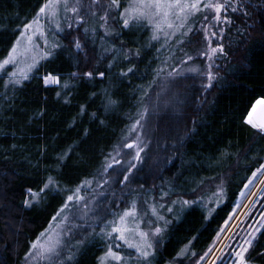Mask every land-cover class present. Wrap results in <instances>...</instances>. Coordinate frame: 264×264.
Returning <instances> with one entry per match:
<instances>
[{"label": "trees", "instance_id": "16d2710c", "mask_svg": "<svg viewBox=\"0 0 264 264\" xmlns=\"http://www.w3.org/2000/svg\"><path fill=\"white\" fill-rule=\"evenodd\" d=\"M45 2L0 0V62L24 24L39 23V9ZM130 3L121 0L111 14L119 17ZM244 3L250 14H231V34L224 42L227 55L220 56L216 78L204 93L198 84L201 69L192 71L194 64L199 68L204 64L201 51H196L202 34L197 32L194 38L190 31L185 33L186 25L196 27L202 11L164 34L155 32L147 19L130 22L129 27L112 21L114 31L106 34L99 28L101 12L97 9L95 16L85 14L87 32L83 24L62 33H43L39 37L46 36L44 40L36 37L33 54L27 59V65L34 60L35 64L31 70L27 67L25 77L20 76L17 60L15 66L0 67V264H18L66 195L77 188L84 191L86 184L93 187L127 128L142 115L161 77L186 53L195 52L191 70L174 87L177 102L161 113L155 132L166 149L157 167L152 166V182L155 191L165 197L147 201L154 223L163 229L152 264H182L187 255L200 256L208 249L237 194L264 162V134L245 120L253 103L264 99V0ZM74 37L81 39V49L70 44ZM45 42L60 46L43 52ZM133 65L132 72L121 75V70L126 72ZM87 71L94 72L92 78L83 75ZM98 71L105 72L104 77L95 75ZM49 73L59 83L46 84L44 77ZM18 78L21 82L15 83ZM109 98L116 103L109 104ZM172 111L177 114L171 115ZM49 176L54 184L41 192ZM219 180L224 181L220 189L213 185ZM57 186L59 191L54 190ZM137 186L148 188L144 182ZM29 188L39 194L35 200ZM257 236L247 256L250 263L264 264V235ZM92 237L90 243L86 240L76 248L69 264H98L109 240L97 248L99 240ZM113 248L134 256L120 239Z\"/></svg>", "mask_w": 264, "mask_h": 264}, {"label": "rangeland", "instance_id": "374dc122", "mask_svg": "<svg viewBox=\"0 0 264 264\" xmlns=\"http://www.w3.org/2000/svg\"><path fill=\"white\" fill-rule=\"evenodd\" d=\"M104 1L105 0H98L99 4H104ZM130 1L131 3L134 2V0ZM73 2L74 0H68L69 9ZM89 2L90 0H83L84 4H88ZM206 2L207 0H201V5ZM244 2H246V0H244ZM47 3L48 0H46L43 6ZM52 7L55 10V15H49L47 11L45 13H39L38 16L41 18L39 23L35 26L32 25L29 29L23 28L14 42L13 45H16V52L13 53L14 58L10 60L8 64L15 66L16 64L14 62L17 60V62H19V73L25 72L27 67L30 66L27 65V59L29 60L33 54V42L35 43L37 39L40 38L39 36H42L43 33L48 31H58L62 33L60 28L64 29V31L70 30L68 28L69 24L72 25V28H76L84 24L86 28V20L77 22L75 20L74 13L70 10L65 11L62 0L58 3H53ZM97 9L99 13L101 12V17L103 15V10L100 7H97ZM201 11L202 15L199 23L196 27L193 26L194 23L186 25L185 33L189 32V29H191L190 32L192 34L189 36L191 37L192 35L194 38L197 37V32H201L202 34V44H199L201 47L196 51H201L199 58L202 59L204 64L201 63L202 68H199L196 64H194L193 68L198 70L201 69L199 73L201 78L198 84L200 86L199 91L204 93V91L209 88V82L206 76L208 65H213L211 71L216 74V70L220 67L221 63L220 56L223 53H217L211 58L203 53L207 52L210 47L215 46L216 42H222L224 44V42L227 41L231 34L228 31L231 23L205 20L206 16L211 17L212 15H215V12L214 10L204 9L203 7L200 9V12ZM239 13L240 11L233 13L230 10L227 14L230 15L232 20L231 14ZM191 16L192 15L188 16L187 20L190 19ZM153 19L159 20L160 18L155 17ZM121 20L122 18L120 16L118 17L115 12L113 15L110 12L107 24L111 29H114L112 21L123 24V20ZM187 20H184L178 11L173 10V13L168 16V21L172 24V27H168V24L165 23L161 29L155 30V32L164 34L166 32L165 30L173 28L174 26L183 25ZM100 22V25L105 23V21L101 19ZM57 23L60 24V28L56 27ZM152 24L156 29L155 23ZM206 24L210 25L213 30L219 27H223L225 29L224 33H218L217 36H213L211 38L212 42L210 46L207 44L204 35V26ZM99 28L104 31L103 28ZM22 32L24 35H21ZM29 37H31V40H29ZM42 39H46V36L40 38V40ZM180 41L181 39H178L175 43L178 45ZM194 43L196 44L197 41ZM13 45L10 52L12 51ZM52 45L53 42H45L43 45V52L48 48H52ZM197 46L194 48L197 49ZM10 52L5 59L9 57ZM197 53L198 52H195L194 55L186 53L183 58L180 59L179 63L175 66V68H173L176 73H179V75H168V73L172 72V69L166 75L161 77L159 83L154 88V94L147 102L145 107L147 111L145 112L143 110L142 115L138 118L140 120V125H137L136 129L132 130L131 134H129V131L132 125L127 128L125 133L126 136H123L121 141L115 146L112 154L106 161L105 166L102 168L100 173L96 175L93 187H90V184H86V188L83 187V189L84 191L89 189L87 192L79 190L80 192L77 193L73 190L76 195L81 197V199L74 201H67L65 199L62 205L66 204L67 206L61 208V205L53 215L55 219L52 217L47 226H45V228H43L33 240V242H37L38 246L39 244L52 245L54 247V252L37 255L39 248H32L33 242H31L27 253L23 256V258H21L18 264H69V261L72 260L68 259L69 254L71 253V256L73 257L75 255L74 253L76 248L79 245H83L86 240L90 243L91 238H93L92 235L96 236L99 240L98 243L96 242V244H98L96 246L97 248L102 247V244L104 245L106 238L109 240L108 247L110 245L113 247L115 240L119 239V233H113L112 236H108L107 232L110 231V228L107 222L119 223V217L123 215L126 210L130 209H134V211H131L126 217V224L124 225V227L130 230L126 233L128 239L134 243H140L142 238L139 236V232L143 231L148 233L147 240L151 242L153 247L156 249L160 242V236L163 229L161 224L159 225L154 223V214H152V211V213L149 211V208L152 209V207L148 205L147 201L153 198L163 199V197H165L164 194L155 191L156 186L155 183L152 182L151 173H153L152 166L157 167L159 158L163 153L162 151H165L166 148L165 145H163L165 144V141H159L161 135H158V133L155 132L157 131L159 116L161 113L164 110L172 108L174 102H177L174 87L181 79L182 81L184 80L185 77L183 75H185V72H189V70H191L189 65L192 62L190 61L194 59ZM187 57H191V59L189 60ZM5 59H3L2 62ZM53 83L55 82H51L50 80L47 84ZM183 83L184 82H182V84ZM256 102H258V100ZM170 114L173 115L177 113L172 111ZM177 128V132L180 134L183 127L180 125ZM177 136L179 135L177 134ZM137 137H139L140 147L143 148L144 151L140 154L142 157L141 160H132L130 159V154L134 155L135 148L129 150L117 146L127 144L131 140L137 139ZM172 146L175 147V144H172ZM155 151L157 152V155L153 157V153ZM112 159L118 160L119 163L112 164ZM133 163L136 164V168L133 169L131 173H127V169ZM108 165H111V167H107ZM262 165H264V162ZM258 169L250 175L242 190L237 194L233 208L227 219L222 224L212 244L200 256L193 257L192 254L187 255L182 264H234V261L237 259L236 251L239 250V246L244 242V238L256 228H260L261 224L264 223V215H261L264 213V168L259 166ZM125 173L129 176L127 181H124ZM121 181L124 182L121 183ZM140 182L147 183L148 188L144 190L139 189L137 185ZM223 184L224 181L219 180L213 185L215 188L220 189ZM69 195L73 194H67L66 198ZM144 200L146 201L144 202ZM159 210V208L156 209L157 212H159ZM114 216L116 219H114ZM157 227L162 229L160 233L155 232ZM45 229L48 231H45ZM102 229L104 230L103 233L101 231ZM41 233H43V235H41ZM77 241L82 243H77ZM121 241L127 249L132 250V254L135 256L129 257L123 253V264H133L135 260H142L135 248L129 247L123 240ZM108 247L102 253L103 256L98 260V264H121L120 261H109L110 259H103ZM247 255L248 253L245 254L246 259H248ZM201 257H203V259H201ZM172 261L177 260L174 259Z\"/></svg>", "mask_w": 264, "mask_h": 264}, {"label": "snow or ice", "instance_id": "6c2138e0", "mask_svg": "<svg viewBox=\"0 0 264 264\" xmlns=\"http://www.w3.org/2000/svg\"><path fill=\"white\" fill-rule=\"evenodd\" d=\"M60 0H48V3L42 6L39 9V13H45L46 11L49 13V15H55V10L52 7L53 3H58ZM63 6L65 11H71L72 13L75 14V20L77 22H81L85 20V14L86 13H91V15L95 16L96 15V9L97 7L102 8L103 10V15L100 17L101 20L105 21L104 24H101L100 27L104 29L106 33L110 31H114V29H111L109 25L107 24V20L110 17V10L115 7H119L121 0H105L104 4H99L98 0H90L88 4H84L83 0H74L73 4L71 5L69 9V4L68 0H62ZM201 7L204 9H210L214 10L215 15H212L211 17H205V20H210V21H216V22H227L231 23V17L227 13L231 10V12L235 13L237 11H242L244 12L245 15H249L247 8L245 7L244 0H207L206 3L201 5V0H134V2L130 3L128 7L124 8L123 11L120 12V16L124 17L123 19V26L124 27H129L130 22H136L140 19H147L150 24L155 23L156 30H159L163 27L165 23L168 24V27H172V24L168 21V16L169 14L173 13V10L178 11L184 20H187L188 16L193 15L194 13H197L200 11ZM83 10V11H82ZM38 13V14H39ZM224 13V14H222ZM159 17V20H154L153 18ZM30 22L28 24H24V29H29L32 26V23ZM57 28H60V24H56ZM68 28L71 29L72 25L69 24ZM61 32L64 31V29L60 28ZM88 29L85 28V32H87ZM93 32H95V28L92 29ZM191 31V29H189ZM225 29L223 27H219L215 30H213L210 25L206 24L204 26V35L207 41V44L210 46L211 45V38L213 36H217L218 33L222 34L224 33ZM42 32V29H41ZM21 35H24L22 32ZM68 37H66L67 39ZM155 38V36L153 37ZM101 39H103L101 37ZM29 40H31V37H29ZM70 44L75 47L76 49H81L83 47L82 41L79 37H74L70 40ZM60 45L58 44H53V48H57ZM115 48V45L112 46ZM105 51H111V49H105ZM16 52V45H13L12 51L10 52V55L7 59H5L3 62H0V67H3L4 64H8L10 60H12L13 53ZM217 53H225V46L222 42H216L215 46L210 47L209 50L203 54L209 56L210 58L213 57ZM128 55L131 54L129 51L127 53ZM139 55V53H136ZM45 56L51 55L50 52H45ZM187 59H191V57H187ZM35 60L33 61V65L29 66V70H31V67L34 66ZM111 66V62L109 64ZM135 66L133 65L127 71L125 72L124 70H121V75H127V73H130L133 71V68ZM213 67L212 64L208 65V71L206 72V76L208 78L209 86H211L212 81L216 78V74L211 71V68ZM198 69H192V71H197ZM13 76L16 75V73L12 74ZM27 75V72H21L20 76L25 77ZM73 75H77V73H73ZM84 76L88 78H92L94 75L93 71H87L83 73ZM95 75L99 77H104L105 72L103 71H98L95 72ZM168 75H179V73H176L175 69L172 70V72L168 73ZM51 82L59 83V78L56 76H52L51 73H49L47 76L44 77V82L47 84ZM21 79L18 78L15 80V83H20ZM65 87H67V82H65ZM57 95H60V93H57ZM95 95V94H93ZM147 95V93H145ZM109 104H115L116 101L112 100L109 98L108 100ZM81 111H84V106L81 105ZM144 111L146 112L147 109L145 108ZM248 123L253 124V121L251 119L248 120ZM137 125H140V120L137 119L135 122L132 124L131 129L129 131V134H131L132 130L136 129ZM254 126L258 129L261 130V132H264V123H257L254 124ZM87 133V129L85 130ZM117 147H122L126 149H133L135 148V153L134 155L130 154V159L132 160H141V152L144 151L143 148L140 147V139L137 137L135 140H131L127 144L123 145H118ZM71 149L69 148V151ZM67 156V152L63 153L60 156V159L63 160ZM119 163L118 160L112 159V164H117ZM107 167H111V165H108ZM136 168V164L133 163L131 166L127 169V173H131L133 169ZM261 168H264V165H261ZM259 170V169H258ZM124 174V181H127L129 179L128 174ZM255 174V173H254ZM124 181H121L123 183ZM85 183H90V181H85ZM54 184V180L52 176H49L47 178V182L44 184L43 188L40 189V191H44V189L49 188L51 185ZM56 191H59L60 189L58 186L54 189ZM79 188L76 189V192H79ZM29 193L32 194V198L35 200L38 197L37 192H33L31 188L27 189ZM81 199L78 195L75 193L73 195L67 196L66 200L67 201H74ZM25 204H30L31 201L25 200ZM175 203V201L173 202ZM184 203H190L189 201H184ZM67 205H62L61 208L66 207ZM131 211H134V209L126 210L123 215L119 217V223L116 222H107L108 226L110 228V231L107 232L108 236H112L113 233H119V239L123 240L125 244H127L129 247H133L136 249V251L139 253V257L143 259L144 264H152V257L155 254V248L153 247V244L147 240L148 233H145L143 231L139 232V236L142 238L140 243H134L133 241H130L128 239V236L126 233L130 230H128L124 225L126 224V217L129 215ZM171 211V209H169ZM59 214V213H57ZM261 215H264L262 213ZM55 219V217H53ZM264 223L261 224L260 228H256L253 232L249 233L248 236L244 238V242L239 246V250L236 251V257L237 259L234 261V264H250L249 260L246 259L245 254L249 252V249L253 248L254 244L258 242V236L257 234L264 235ZM45 231H48L45 229ZM103 233V229L101 230ZM162 231L161 228L157 227L155 229L156 233H160ZM43 235V233H41ZM39 239V238H38ZM77 243H82L80 241H77ZM158 243V242H157ZM39 248L37 255H44L46 253H52L54 252V247L50 244H39L37 245V242H33L32 248ZM264 251V250H262ZM182 253H177V255H181ZM111 259L113 261H120L121 264H123V256L121 252L119 251H114L113 247L110 245L107 249V251L104 254V260ZM68 259L71 260L72 256L71 253L68 256ZM203 259V257H201Z\"/></svg>", "mask_w": 264, "mask_h": 264}, {"label": "water", "instance_id": "95a60500", "mask_svg": "<svg viewBox=\"0 0 264 264\" xmlns=\"http://www.w3.org/2000/svg\"><path fill=\"white\" fill-rule=\"evenodd\" d=\"M251 119L253 124H250L252 127H255L254 124L264 123V99H258V102H254L247 114V120ZM246 120V121H247ZM248 122V121H247Z\"/></svg>", "mask_w": 264, "mask_h": 264}, {"label": "bare ground", "instance_id": "6f19581e", "mask_svg": "<svg viewBox=\"0 0 264 264\" xmlns=\"http://www.w3.org/2000/svg\"><path fill=\"white\" fill-rule=\"evenodd\" d=\"M70 193H71V194H74V193H75V191H72V192H70ZM70 193H69V194H70Z\"/></svg>", "mask_w": 264, "mask_h": 264}]
</instances>
